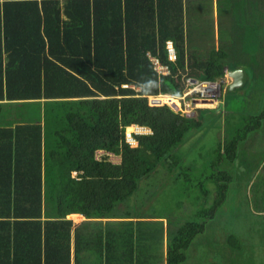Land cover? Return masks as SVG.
Here are the masks:
<instances>
[{
	"label": "trees",
	"instance_id": "obj_1",
	"mask_svg": "<svg viewBox=\"0 0 264 264\" xmlns=\"http://www.w3.org/2000/svg\"><path fill=\"white\" fill-rule=\"evenodd\" d=\"M214 6L218 49L210 35L206 58L193 61L187 54L195 29L201 35V24L214 25ZM239 31L254 41L264 37V0H0V264L186 261L206 219L226 201L222 179L230 176L213 175L215 196L197 211L201 221H174L147 209L153 179L178 162L177 151L204 126L207 109L192 115L151 98L181 95L187 76L224 77ZM148 53L170 73L157 72ZM253 77L242 88L257 105L261 91L251 93ZM263 123L264 106L246 114L235 137L219 142L220 153L236 161L240 142ZM133 124L151 130L134 134L137 146L125 139ZM97 149L121 161L97 160ZM262 166L250 179L263 216L258 235L250 228L243 237H221L216 245L224 263L210 264H264ZM79 214L84 219L73 228L69 216Z\"/></svg>",
	"mask_w": 264,
	"mask_h": 264
},
{
	"label": "rangeland",
	"instance_id": "obj_2",
	"mask_svg": "<svg viewBox=\"0 0 264 264\" xmlns=\"http://www.w3.org/2000/svg\"><path fill=\"white\" fill-rule=\"evenodd\" d=\"M214 15V24L216 25L215 6ZM244 93L245 89L243 91L242 87L236 90H230L226 87L218 109L211 107L202 110L204 126L202 125L201 129L194 130L191 134L189 133L190 135L188 134V139L177 151L179 160L171 168V171H167L166 167H161L162 174L153 179V185L156 186L153 190L152 203L146 205L147 209H150L156 216L165 217L166 219L171 218L174 221H201L203 218L197 215V211L200 207L205 206L202 204L211 201L215 196L216 189L214 187L216 183L213 175L219 177V170L229 172V181L222 179V182L226 183L229 188L226 201L217 206L213 217L206 219L204 231L198 233L187 248V259L182 264H210L215 258L224 263V259H221V253L218 252L220 249L216 245L217 241L220 244L218 239L224 238L226 234L246 236L250 228H253L256 232L260 228L257 221L263 220L262 212L258 210L259 206L251 198L252 180L250 179L252 174L255 175L256 170L258 172L261 170L256 167L263 165L264 144L263 149H259L251 156L249 163L237 159L236 161H230L225 153H220L222 148L221 151L219 149V142L224 144L225 140L235 137L236 134L232 133L236 128L243 125L245 113L252 114L258 109H255L258 105L251 103ZM196 102H191L189 105L183 103L182 108L184 109L185 105L188 113L194 115L196 108L214 106L210 102ZM173 105L179 109L177 103H173ZM263 106L264 104L262 108ZM226 110L229 112L231 110L228 115L232 117L223 116L221 112ZM232 111L235 113H232ZM256 134H264V124L261 128L251 131L248 138ZM248 138L241 141L239 145L238 153L241 160L249 156ZM190 142L191 145H189ZM112 154L110 157L109 152L107 154L106 150H97L95 158L101 160L107 156L113 162L121 161L120 155ZM76 175L77 171H73L72 176ZM222 176L223 173L220 174V178ZM140 200L141 197L137 196L130 202V205L139 203ZM69 218L73 219L74 228L82 222L84 216L70 215ZM162 222L164 228H166V221L162 220ZM258 232H256L257 235ZM260 239L258 236L255 241L259 242ZM245 252L246 250L244 254H247ZM261 254H258L259 259L256 257L255 259L260 260Z\"/></svg>",
	"mask_w": 264,
	"mask_h": 264
},
{
	"label": "crops",
	"instance_id": "obj_3",
	"mask_svg": "<svg viewBox=\"0 0 264 264\" xmlns=\"http://www.w3.org/2000/svg\"><path fill=\"white\" fill-rule=\"evenodd\" d=\"M212 27V32H208L205 34V30H208ZM201 30L200 33L204 31L203 34L198 35V30L195 29V38L193 39L192 42V47H190V50L188 49V58H191V60H197V59H204L206 58V54L209 53V48H210V42L206 43L208 40V36L214 34L215 38V47L218 49V24H214L213 26L209 25H204L201 24ZM211 31V30H210ZM237 35L234 36L233 34V42L231 44V49H232V55H231V62L230 64H227L225 66V72L231 70V69H236V68H244L247 72V80L245 84L250 80L253 79L254 75L256 76V84L257 87L251 88V93L252 92H257L260 90V101L259 104H257V110H255V113L252 114H258L261 112L262 105L264 104V37H260L257 41H254L251 39V37L246 36V34L242 33V31H239L236 33ZM203 36V37H202ZM207 36V37H204ZM230 45V43H229ZM231 82V79L228 78V83ZM244 84V85H245ZM243 85V86H244ZM242 86V87H243ZM240 88V87H237ZM235 88L234 90H236ZM248 89V88H247ZM244 91V89H243ZM263 91V92H262ZM246 93H244L245 95ZM246 96V95H245ZM248 99L250 100L251 103H253V98L251 95L247 96ZM255 104V103H253ZM216 109L217 107L214 106H208L205 108H211ZM204 108V107H202ZM231 112V110H230ZM229 111L221 112L223 116H227L228 118L232 117L231 115H228L230 113ZM232 113H235L232 111ZM239 113V112H238ZM245 114H249V112H246ZM264 124V123H263ZM261 128V127H260ZM259 129V128H257ZM256 130V129H255ZM248 145L249 151L247 157H245L243 160H241V157L238 156L237 160L249 163L251 160V156L254 155L259 149H263V144H264V134H256L255 136H252L248 138ZM191 145V142L189 143ZM97 150H102V149H97ZM96 150V151H97ZM104 150V149H103ZM95 151V155H96ZM264 163V162H263ZM262 167V164L259 167H256L257 169H260Z\"/></svg>",
	"mask_w": 264,
	"mask_h": 264
},
{
	"label": "built area",
	"instance_id": "obj_4",
	"mask_svg": "<svg viewBox=\"0 0 264 264\" xmlns=\"http://www.w3.org/2000/svg\"><path fill=\"white\" fill-rule=\"evenodd\" d=\"M167 49L169 59L174 61L177 56L172 41H167ZM148 55L150 57L154 69L157 72L161 74L170 73L169 67L167 65L162 64L156 56H152L150 53H148ZM227 81V74L224 77L217 78L214 80H198L193 79L191 77H186L184 82V92L181 95L175 96L169 94H159L153 96L151 99L160 98L162 100V103H169L171 105H173V103H177V107L180 110L188 113L187 109H185V105H189L191 102L197 103L196 101H205L212 103V105H218L224 96ZM123 86L127 87L128 85L124 84ZM164 95L168 96V98L163 99ZM183 103L185 104L184 109L182 108ZM149 132H151V130L146 128L145 126L133 124L131 126L126 127L125 139L131 146H137V140L134 138V134ZM111 154L112 153H109V156Z\"/></svg>",
	"mask_w": 264,
	"mask_h": 264
},
{
	"label": "water",
	"instance_id": "obj_5",
	"mask_svg": "<svg viewBox=\"0 0 264 264\" xmlns=\"http://www.w3.org/2000/svg\"><path fill=\"white\" fill-rule=\"evenodd\" d=\"M228 76L231 79V82L228 85L230 90H234L237 87H242L247 80V72L244 68H236L227 71ZM153 104H162V100L160 98L151 99Z\"/></svg>",
	"mask_w": 264,
	"mask_h": 264
},
{
	"label": "clouds",
	"instance_id": "obj_6",
	"mask_svg": "<svg viewBox=\"0 0 264 264\" xmlns=\"http://www.w3.org/2000/svg\"><path fill=\"white\" fill-rule=\"evenodd\" d=\"M175 60H176V59H175ZM226 74H227V73H226ZM226 74H225V75H226ZM227 75H228V74H227ZM187 77H189V76H187ZM228 78H230V77L228 76ZM185 79H186V78H185ZM184 82H185V81H184ZM227 83H228V81H227ZM184 84H185V83H184ZM124 87H125V86H124ZM226 87H227V84H226ZM219 104H220V103H219ZM219 104H218V105H219ZM173 106H174V105H173ZM215 107H217V106H215ZM127 127H128V126H127ZM146 128H147V127H146ZM125 129H126V128H125ZM148 129H149V128H148Z\"/></svg>",
	"mask_w": 264,
	"mask_h": 264
}]
</instances>
